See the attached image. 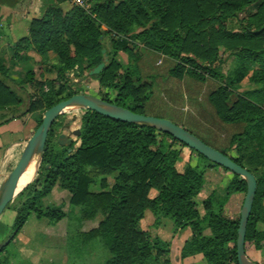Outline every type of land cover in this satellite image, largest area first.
<instances>
[{"label":"trees","instance_id":"1","mask_svg":"<svg viewBox=\"0 0 264 264\" xmlns=\"http://www.w3.org/2000/svg\"><path fill=\"white\" fill-rule=\"evenodd\" d=\"M56 2L29 22L27 37L13 45L11 55V60L21 61L27 60L30 51L40 57L52 54L59 63L51 68L54 78L43 82L34 69L12 78L0 61L1 123L31 114L37 116L36 130L46 110L73 96L61 97L66 72L77 67L89 73L99 65L107 35L129 38L130 44L122 47L111 40L114 56L121 51L130 61L139 60L133 45L139 44L171 65L167 76L172 79L218 82L207 103L219 123L233 129L225 141L217 146L185 125H175L254 177L256 192L243 249L245 254L263 250L264 0H90L86 10L73 6L66 11L59 4L68 0ZM220 47L241 65L225 76L215 66ZM249 73L251 90L235 94ZM92 78L104 91L103 102L158 118L148 114L155 83L142 81L138 67L125 68L111 59ZM45 83L48 93L43 92ZM56 86L58 91L51 96ZM231 93L235 98L230 102ZM24 96L25 109L19 111ZM58 118L47 135L36 178L14 199L18 207L12 233L17 235L30 216L46 220L51 227L65 219L61 205H41L57 187L79 205L78 228L66 237L70 262L81 263L84 249L96 245L109 256L103 264H170L169 243L156 235L163 229L172 234L189 232L181 259L201 255L200 264H237L235 242L246 192L237 175L151 127L117 122L88 110L80 118V145L68 155L55 144ZM184 149L189 152L186 161L181 159ZM84 165L94 167L104 178L101 191L81 192ZM207 172L211 176L208 173L203 193ZM112 175L113 184L107 189L105 178ZM235 195L238 200L232 204L230 198ZM146 211L154 217L150 229L141 223Z\"/></svg>","mask_w":264,"mask_h":264},{"label":"rangeland","instance_id":"2","mask_svg":"<svg viewBox=\"0 0 264 264\" xmlns=\"http://www.w3.org/2000/svg\"><path fill=\"white\" fill-rule=\"evenodd\" d=\"M56 4V0H42L35 10L39 14L38 17L31 18L29 22L33 19L40 18L48 7L56 6ZM59 6L64 11L73 7L69 0L68 2L59 4ZM103 31H106V28H103ZM139 31L140 30L137 32ZM27 35L28 31L25 37H27ZM111 40L116 42L120 47L130 44L129 38L116 36L114 34L107 35L102 40L104 57L101 63H103L104 66H106L111 59H113L125 68H132L133 66L138 67L139 76L142 78V81L147 83L154 81L155 87L153 88L151 101L152 110L148 111L149 115L167 119L177 125H185L199 136L208 139L211 143L217 146L225 141L227 134L233 132L232 127L219 123L211 106L207 103V96L216 88L218 82L209 78L205 83H198L194 79H190L188 77H184L182 80L172 79L167 76V69L171 65L166 63L161 56L154 55L139 44H133L134 51L137 54L139 60L130 61L121 51L116 52L114 56L111 52ZM27 56V60L14 61L10 59V62H5L3 67L7 69L8 73H11V75L16 78H21L23 74L29 69H34L37 77L40 75L43 82L54 78L51 68L59 66V63L52 54H47L46 56L40 57L30 51L27 53ZM215 66H217V72L223 76L231 73L234 70H238L241 67L240 63L234 58V56L222 47L218 48ZM82 71L75 67L73 70L65 73L66 91L61 97L83 92L86 96L102 101L104 91L98 86L96 80H94L92 77H88V73L84 70ZM82 74H84V76ZM151 77H155L154 80ZM249 77L250 73L244 76L243 80L239 83L236 91L234 92L235 94L241 95L251 90ZM46 83L43 84L44 93L49 92V87ZM57 91L58 86L54 88L52 94L50 95L52 96ZM234 93H231L230 102L235 98L232 96ZM37 94L39 95V93ZM247 97L249 98V96ZM55 100H57V98H55L54 101ZM25 102L26 99L24 96V103L20 106L19 111H23L25 109ZM85 111L86 110L82 108L70 107L65 109L62 114L58 116L59 118L57 117V122L60 124V126L56 131L55 144L57 145V148H63L68 155H72L80 145L79 140L73 137L71 133L77 129H80V118L85 113ZM36 117V115L31 114L24 116L26 121H23V125L25 126L28 123L29 138L35 131ZM25 127L23 128V132ZM60 135H64L65 140H62V144L59 145L58 139ZM68 139H72V143L70 145H67L66 140ZM68 149L70 151L69 153L67 152ZM228 154L231 157H234L232 152H229ZM188 155V150L184 149L181 156L182 161H186ZM36 159L38 160V156L34 158V161H37ZM16 162L17 161H14L11 167L15 166ZM39 165L40 164L37 165L32 180L29 183H31L36 178ZM81 171L82 172L79 182V188L81 192H99L102 190L100 183L104 178L98 174L94 167L84 165L82 166ZM208 173L210 175L211 172H207L205 177L203 193H206L208 188L206 183ZM114 177L115 175L105 178L107 189L113 184ZM29 183L19 186L18 194ZM17 195L14 197V199L17 197ZM14 199L9 203V208L5 209L0 217V246L12 235L11 226L16 214V208L18 207L17 204H14ZM237 200L238 196L236 195L230 198L232 204ZM41 205L43 207L61 205V210L65 215V219L51 227L47 225L46 220H36L34 216H30L22 230L7 246L0 250L2 251L0 254L1 263L77 264L75 262H70L67 259L66 237L68 234H73L78 228L77 220L79 205L71 202L70 196L57 187L52 190L47 198L41 201ZM199 212L200 215H203V211L201 209ZM153 222V215L151 212L146 211L141 222L142 225L145 228L150 229L153 225ZM93 226H95V222L88 224L85 227V230ZM162 231L163 232L160 234L161 237L166 235L165 231L167 230ZM169 251L170 264H178L180 254H178L179 252L176 250V247H170L169 244ZM108 257L109 256L107 253L98 246L91 245L84 249L83 261H81V263L79 262L78 264H103L108 259Z\"/></svg>","mask_w":264,"mask_h":264},{"label":"water","instance_id":"3","mask_svg":"<svg viewBox=\"0 0 264 264\" xmlns=\"http://www.w3.org/2000/svg\"><path fill=\"white\" fill-rule=\"evenodd\" d=\"M101 53L103 54L104 51H102ZM103 68L104 64L100 63L88 73V77L98 75ZM70 107L82 108L117 122L151 127L159 133L169 135L174 140L184 144L188 149L195 151L197 154L201 155L204 159L208 160L213 165L222 167L237 175L238 181H243L245 183L246 192L240 210L237 237L235 242L236 261L237 264H254L247 258L243 249L246 225L256 192V182L254 177L246 170L235 165L228 157L208 147L199 139L168 120L158 119L150 116L136 115L129 112L128 110L86 96L83 92H78V94L73 95L69 99L57 103L43 113L41 124L32 133L31 137L28 139L24 146L18 162L0 185V216L4 212L7 205L18 194L19 180L24 170L29 165L30 161L34 157L36 158L38 156V160L36 159L37 165L40 164L41 155L45 148L46 138L52 124L65 109ZM71 135L78 139L80 130L77 129L73 131ZM62 140H65L64 135L59 136V145L62 144ZM66 141L67 145H70L72 143V139H68ZM61 151L64 152V149L62 148ZM67 152L69 153L70 151L68 150ZM15 235L16 232H13L12 235L0 246V250L3 247L7 246Z\"/></svg>","mask_w":264,"mask_h":264},{"label":"crops","instance_id":"4","mask_svg":"<svg viewBox=\"0 0 264 264\" xmlns=\"http://www.w3.org/2000/svg\"><path fill=\"white\" fill-rule=\"evenodd\" d=\"M41 2L42 0H0V61L2 64L11 59L13 45L27 34L29 20L38 17L39 14L35 10ZM9 75L16 78L11 73ZM23 121H26L24 117L6 123L0 122V185L13 169L12 163L18 162L29 139L28 123L25 127ZM162 230L158 229L156 235L168 242L170 247H176L178 254H180L182 246L189 239V232L185 230L172 234L164 230L166 235L161 237ZM246 256L255 264H264V249L260 251L249 250ZM201 261V255L185 259L179 257L178 264H200Z\"/></svg>","mask_w":264,"mask_h":264},{"label":"bare ground","instance_id":"5","mask_svg":"<svg viewBox=\"0 0 264 264\" xmlns=\"http://www.w3.org/2000/svg\"><path fill=\"white\" fill-rule=\"evenodd\" d=\"M68 133V132H67ZM35 158V157H34ZM34 158L30 161L29 165L24 170L20 180L19 186L25 185L32 180L35 169L37 168V161H34Z\"/></svg>","mask_w":264,"mask_h":264},{"label":"built area","instance_id":"6","mask_svg":"<svg viewBox=\"0 0 264 264\" xmlns=\"http://www.w3.org/2000/svg\"><path fill=\"white\" fill-rule=\"evenodd\" d=\"M73 6L86 10L88 8V0H69Z\"/></svg>","mask_w":264,"mask_h":264},{"label":"flooded vegetation","instance_id":"7","mask_svg":"<svg viewBox=\"0 0 264 264\" xmlns=\"http://www.w3.org/2000/svg\"><path fill=\"white\" fill-rule=\"evenodd\" d=\"M69 150V149H68ZM65 152V151H64Z\"/></svg>","mask_w":264,"mask_h":264}]
</instances>
